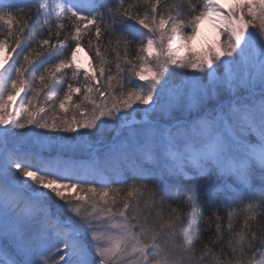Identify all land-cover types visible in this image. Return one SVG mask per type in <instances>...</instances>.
I'll return each instance as SVG.
<instances>
[{"label":"snow or ice","instance_id":"6c2138e0","mask_svg":"<svg viewBox=\"0 0 264 264\" xmlns=\"http://www.w3.org/2000/svg\"><path fill=\"white\" fill-rule=\"evenodd\" d=\"M0 264H264V0H0Z\"/></svg>","mask_w":264,"mask_h":264},{"label":"rangeland","instance_id":"374dc122","mask_svg":"<svg viewBox=\"0 0 264 264\" xmlns=\"http://www.w3.org/2000/svg\"><path fill=\"white\" fill-rule=\"evenodd\" d=\"M211 35H213V32L211 31V33L210 34H208L207 36H206V38H210L211 37ZM203 42V41H202ZM201 42H199L198 41V38L195 40V41H193V44H192V46H193V48H199L200 46H201ZM78 59L82 62V63H87V56L85 55V53L84 52H80L79 54H78Z\"/></svg>","mask_w":264,"mask_h":264},{"label":"bare ground","instance_id":"6f19581e","mask_svg":"<svg viewBox=\"0 0 264 264\" xmlns=\"http://www.w3.org/2000/svg\"><path fill=\"white\" fill-rule=\"evenodd\" d=\"M211 31H212V29H211V25L210 24H208L207 22H205L204 24H202V26H201V34L198 37V41L202 43V41L204 39H206V36L208 34H210Z\"/></svg>","mask_w":264,"mask_h":264},{"label":"trees","instance_id":"16d2710c","mask_svg":"<svg viewBox=\"0 0 264 264\" xmlns=\"http://www.w3.org/2000/svg\"><path fill=\"white\" fill-rule=\"evenodd\" d=\"M173 2H174V0H173Z\"/></svg>","mask_w":264,"mask_h":264}]
</instances>
